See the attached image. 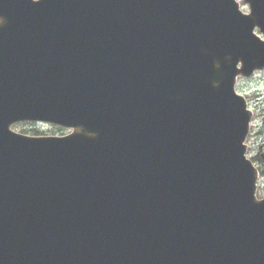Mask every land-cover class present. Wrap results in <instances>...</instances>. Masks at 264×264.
<instances>
[{"label": "water", "instance_id": "1", "mask_svg": "<svg viewBox=\"0 0 264 264\" xmlns=\"http://www.w3.org/2000/svg\"><path fill=\"white\" fill-rule=\"evenodd\" d=\"M245 1L0 0V264H264Z\"/></svg>", "mask_w": 264, "mask_h": 264}, {"label": "rangeland", "instance_id": "2", "mask_svg": "<svg viewBox=\"0 0 264 264\" xmlns=\"http://www.w3.org/2000/svg\"><path fill=\"white\" fill-rule=\"evenodd\" d=\"M237 91L244 94L248 100L249 107L253 110L255 115L251 122V130L247 138L248 150L247 154L252 157L257 153V147L264 143V133L259 136V129H263L264 122L260 112L264 109V70L256 72L251 77L239 78L237 83ZM13 129L19 132L34 133L36 131L46 132L47 134H65L69 131L54 125H44L36 122H20L13 125ZM259 167H264V162L255 161ZM259 197L264 195V176L258 177V190Z\"/></svg>", "mask_w": 264, "mask_h": 264}, {"label": "flooded vegetation", "instance_id": "3", "mask_svg": "<svg viewBox=\"0 0 264 264\" xmlns=\"http://www.w3.org/2000/svg\"><path fill=\"white\" fill-rule=\"evenodd\" d=\"M238 1V4H239V7L242 9V11L244 12H248L249 11V7L248 5L244 2V0H237ZM261 115H264V109L260 112ZM263 129H259L258 131V135L261 136L263 134ZM263 147L262 145L258 147V151H259V154L260 155H264V152H263Z\"/></svg>", "mask_w": 264, "mask_h": 264}, {"label": "trees", "instance_id": "4", "mask_svg": "<svg viewBox=\"0 0 264 264\" xmlns=\"http://www.w3.org/2000/svg\"><path fill=\"white\" fill-rule=\"evenodd\" d=\"M252 159H253L254 161H257V160H258V161L264 162V159L261 158V157H259V156H253ZM259 171H260V174H261L262 176H264V167H260V166H259Z\"/></svg>", "mask_w": 264, "mask_h": 264}]
</instances>
